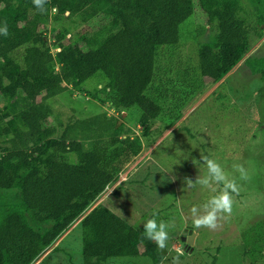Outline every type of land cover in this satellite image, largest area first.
Masks as SVG:
<instances>
[{
  "label": "trees",
  "instance_id": "1",
  "mask_svg": "<svg viewBox=\"0 0 264 264\" xmlns=\"http://www.w3.org/2000/svg\"><path fill=\"white\" fill-rule=\"evenodd\" d=\"M196 5L208 24L216 25L213 40L200 55L203 75L216 80L213 68L227 73L250 50L251 27L240 14V0H48L49 11L54 6L71 16L100 14L120 24L95 47L85 40L66 45L57 35L54 55L39 29L46 14L32 0H0V25L6 22L9 29V36H0V98L8 102L0 110V143L11 144L0 149V191L19 187L22 194L19 203L0 202V264H31L52 252L56 240L79 218L83 264L136 255L160 262L163 255L142 229L103 203L95 205L127 160L142 150L140 141L138 146L122 137L125 124L105 113L96 114L92 123L73 117L65 125L54 124L47 100L67 90L82 91L86 79L101 72L108 81L89 92L91 98L108 103L120 116L138 108L148 135L149 120L164 108L147 94L155 76L156 49L179 42L180 26ZM21 47L25 66L12 55ZM245 63L264 80V57ZM71 153L77 161L67 159ZM24 212L32 223L28 232L19 228L24 221L28 225Z\"/></svg>",
  "mask_w": 264,
  "mask_h": 264
},
{
  "label": "rangeland",
  "instance_id": "2",
  "mask_svg": "<svg viewBox=\"0 0 264 264\" xmlns=\"http://www.w3.org/2000/svg\"><path fill=\"white\" fill-rule=\"evenodd\" d=\"M240 1V14L251 27L250 50L227 73L213 68L218 79L203 75L200 64L201 52L213 40L217 29L215 24H208L199 5L181 24L179 42L157 47L155 76L147 94L164 108L157 118L149 120L148 135L140 124L142 111L138 108L127 109L120 116L108 103L91 98L89 92L98 91L108 81L101 72L86 79L82 91L67 90L47 100L54 110L51 116L54 124L65 125L73 117L92 123L96 114L105 113L125 124L122 137H129L138 146L140 141L142 150L127 160L119 178L108 186L98 202L143 231V225L154 215L158 222L173 225L166 253L153 242L163 255L158 264H171L177 250L184 252L183 264H264V80L245 63L247 58L264 57V21L260 22L264 0ZM51 9L45 22L39 23V29L44 30L53 55L59 50L53 46L57 35L63 36L66 45L82 44L85 40L95 47L120 26L100 14L87 17L80 12L71 16L69 11L51 12ZM24 47L12 54L23 66ZM215 49L221 55L224 53L222 48ZM53 67L57 70L59 66ZM7 107V100L1 97L0 110ZM10 146L8 140L0 143V149ZM204 156L220 163L229 179L240 186L230 218L215 231L195 229L190 209L217 195L222 185H214L215 192L200 186L182 190L186 187L185 177L195 181L198 175L207 174L201 158ZM67 159L77 161V156L71 153ZM234 165H242L250 179L241 180ZM21 195L19 187L2 190L0 202L19 203ZM104 197L107 198L102 200ZM28 215L24 212L28 225L24 221L19 227L25 232L32 224ZM80 220L56 240V249L35 257L31 264H38L44 256L40 264H83ZM189 230L196 233L193 246L186 243L192 234ZM99 264L154 262L150 257L136 255L113 257Z\"/></svg>",
  "mask_w": 264,
  "mask_h": 264
},
{
  "label": "clouds",
  "instance_id": "3",
  "mask_svg": "<svg viewBox=\"0 0 264 264\" xmlns=\"http://www.w3.org/2000/svg\"><path fill=\"white\" fill-rule=\"evenodd\" d=\"M33 5L41 14H47L49 9L46 7L48 0H32ZM53 7L51 12H56ZM0 36H9L8 25L5 22L0 25ZM206 164L207 174L198 175L193 181L190 177H185L183 183L186 185L182 190H191L200 186L216 191L214 185H222L217 195L211 196L205 203L200 206H193L190 209L192 224L195 229L207 228L215 231L223 226V222L230 218L233 212L235 196L239 195L240 186L234 179H229L224 168L215 159L207 156L201 157ZM236 171L240 174V179L247 181L250 179L247 171L242 165H234ZM122 173V172H121ZM107 189H109L107 187ZM106 189V190H107ZM105 190V191H106ZM173 227L163 220L157 221L155 215L148 219L143 225L144 238L153 241L160 249L167 247L169 240V229ZM184 255L182 250H177V255L172 257L171 264H183L181 257Z\"/></svg>",
  "mask_w": 264,
  "mask_h": 264
},
{
  "label": "water",
  "instance_id": "4",
  "mask_svg": "<svg viewBox=\"0 0 264 264\" xmlns=\"http://www.w3.org/2000/svg\"><path fill=\"white\" fill-rule=\"evenodd\" d=\"M190 233H192L190 236H188L186 238V243L189 245V246H193L195 244V235L196 233L189 230ZM160 249V248H159ZM162 252L166 253V249H160Z\"/></svg>",
  "mask_w": 264,
  "mask_h": 264
},
{
  "label": "crops",
  "instance_id": "5",
  "mask_svg": "<svg viewBox=\"0 0 264 264\" xmlns=\"http://www.w3.org/2000/svg\"><path fill=\"white\" fill-rule=\"evenodd\" d=\"M124 113H126V112H124ZM119 186H120V184L117 186V188H116L115 186H114V187H115L116 189H118ZM112 187H113V186H112ZM115 188H114V189H115ZM116 189H115V190H116ZM111 191H112V190H111ZM111 191H110V192H111ZM105 192H106V191H105ZM103 193H104V192H103ZM101 196H102V195H101ZM101 196H100V197H101ZM105 198H107V197L102 198V200L105 199ZM99 201H100V200H99ZM99 203H101V201L98 202V200H97L96 203H95V205H97V204H99ZM95 205H94V206H95Z\"/></svg>",
  "mask_w": 264,
  "mask_h": 264
}]
</instances>
